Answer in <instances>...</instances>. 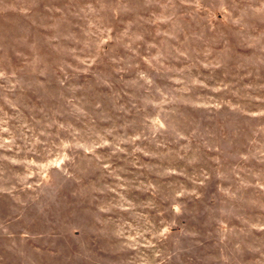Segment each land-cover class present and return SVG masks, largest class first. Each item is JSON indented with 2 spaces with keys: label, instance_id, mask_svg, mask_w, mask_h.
I'll list each match as a JSON object with an SVG mask.
<instances>
[{
  "label": "rangeland",
  "instance_id": "374dc122",
  "mask_svg": "<svg viewBox=\"0 0 264 264\" xmlns=\"http://www.w3.org/2000/svg\"><path fill=\"white\" fill-rule=\"evenodd\" d=\"M0 264H264V0H0Z\"/></svg>",
  "mask_w": 264,
  "mask_h": 264
}]
</instances>
